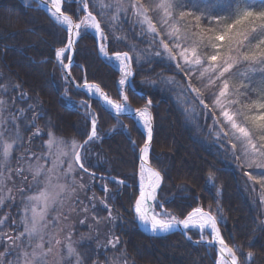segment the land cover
<instances>
[{
  "label": "snow or ice",
  "instance_id": "obj_1",
  "mask_svg": "<svg viewBox=\"0 0 264 264\" xmlns=\"http://www.w3.org/2000/svg\"><path fill=\"white\" fill-rule=\"evenodd\" d=\"M40 3L55 27L65 34L62 46L54 49L65 84L63 97L70 99L68 86H72L89 100L96 99L103 111L128 131L129 142L138 148L139 194L131 209H126L133 214L137 227L144 225L153 236L179 231L194 245L215 248V264H253L255 253H244L238 244L230 247L221 234L220 223L227 218L220 204L223 184H217L214 172H208L205 184L215 189V210L212 204L207 208L198 205L180 219L164 207L165 198L158 197V192L163 193L164 176L149 159L153 101L146 98L141 107L133 108L125 87L133 83L134 64L142 72L155 71L151 66L159 64L174 73L166 76L161 72L157 77L175 93L173 99L186 120L197 129L201 120L207 124L216 154L245 178L244 190L254 193L251 204L258 226L264 230V220L259 219L264 216V0ZM73 4L75 12L70 14ZM125 24L129 26L127 31ZM86 33L95 36L99 55L119 72V99L89 82L87 70L74 61L77 42ZM74 67L82 73L83 83H77L72 75ZM146 82L155 83L151 79ZM13 91L15 96H11ZM28 99L19 83L0 82V264H128L126 249L121 248L119 256L107 255L108 249L120 246L119 236L110 229L105 242L99 237L102 224L115 227V222L122 219L113 205L129 187L126 179L110 173L98 177L91 170L96 167L91 161L93 147L104 139L100 117L89 100L79 101L77 110H83L84 118L80 134L84 139L66 140L51 130L50 120H46V132L40 127L37 121L44 114L36 111V105L18 107L17 101ZM122 115H128L144 130L142 146L131 138L120 119ZM113 131L109 129V133ZM36 140L40 141L39 151L32 148ZM85 175L88 183L84 182ZM97 179L102 181L103 197L92 190ZM109 184H114V190ZM74 218H79L76 223L82 226L91 220L88 233L76 232ZM192 230L199 239H192Z\"/></svg>",
  "mask_w": 264,
  "mask_h": 264
},
{
  "label": "trees",
  "instance_id": "obj_2",
  "mask_svg": "<svg viewBox=\"0 0 264 264\" xmlns=\"http://www.w3.org/2000/svg\"><path fill=\"white\" fill-rule=\"evenodd\" d=\"M74 12L73 4L70 14ZM128 27V24L124 25L126 31ZM64 35L36 1L27 0L26 3V0H0V82H16L21 85V90L27 92L29 99L17 101L18 107L26 108L30 103L36 105V111L44 114L37 123L45 132L48 130L45 127L46 120H50L51 130L56 136L82 141L84 137L80 130L84 127L83 111H78L77 107L69 104L61 95L65 84L55 61L54 49L62 46L60 41ZM128 35L131 37L132 33L129 31ZM108 50L112 51L111 43ZM75 62L82 64L87 70L89 82L100 84L113 99H119L116 91L119 72L99 55L96 38L92 33H86L77 42ZM133 67L134 87L153 101L155 130L150 159L164 175L163 193H159L160 198H165L164 206L177 217H184L198 205L207 208V205L212 204L215 210V189L205 184L208 172H214L217 184H223L220 204L223 215L227 218L226 222L220 223L223 236L231 245H241L244 253H255L253 264H264V230L258 226L251 204L254 193L244 190L245 178L234 165L224 163L216 154L207 124L201 120L197 129L194 123L186 120L173 99L175 93L169 91L167 85L162 84L157 77V73L171 76L173 72L159 64L151 66L155 71L142 72L136 69L135 64ZM72 74L79 83L83 82L79 69L74 67ZM176 78L181 79L179 76ZM148 79L155 83H147ZM136 89L129 85L125 87L130 103L138 107L146 103V95ZM68 92L73 98L89 100L87 95L72 86H68ZM16 94L13 91L11 96ZM90 100L92 108L100 117L101 135L104 137L93 147L91 161L96 167L91 170L98 177L110 173L126 179L129 185L116 197L113 205L114 209L119 210L122 219L115 222V227L109 224H102L100 227L101 242L106 241L110 229L121 240L116 250L108 249L107 255L119 256L120 249L123 248L127 252L128 264H215V248L208 250L204 246L194 245L179 231L167 236H151L137 227L133 214L126 209H131L134 197L139 194L138 148H134L129 142L128 131L121 129L117 120L104 112L96 99ZM120 119L127 125L136 145L142 146L144 131L135 126L128 116ZM113 128L115 131L109 133V129ZM24 134L29 135L27 132ZM39 144V140L34 141L33 151H39ZM88 180L89 177L85 175L84 182L88 183ZM101 183L99 179L93 182L92 190L98 197L104 196ZM181 186L187 191L182 190ZM108 187L112 190L115 188L114 184H109ZM12 214H16L15 205L12 207ZM78 219L74 218L76 232L88 233L87 224L91 220L82 226L76 223ZM259 219L264 220V216ZM190 233L195 238L199 237L195 230ZM104 259L101 255L100 260Z\"/></svg>",
  "mask_w": 264,
  "mask_h": 264
},
{
  "label": "water",
  "instance_id": "obj_3",
  "mask_svg": "<svg viewBox=\"0 0 264 264\" xmlns=\"http://www.w3.org/2000/svg\"><path fill=\"white\" fill-rule=\"evenodd\" d=\"M35 1H37L40 5H41V3H40V0H35ZM42 6V5H41ZM96 42H97V40H96ZM98 46V45H97ZM73 59H74V61L76 60V53L74 54V56H73ZM73 75V74H72ZM77 82V81H76ZM78 83V82H77ZM93 83H95V82H93ZM98 84V83H97ZM133 84V83H132ZM132 84H130V85H132ZM100 85V84H99ZM100 87L103 89V87L100 85ZM78 90H80V89H78ZM105 92H107L105 89H103ZM80 91H82V90H80ZM140 93H143V92H140ZM110 96V95H109ZM146 98H150L148 95H146ZM133 108H138V107H134V106H132ZM152 114H153V117H154V113H153V110H152ZM122 116H125V115H122ZM128 116V115H127ZM154 130H155V117H154V120H153V137H154ZM152 143H153V141H152ZM149 159H150V154H149ZM151 162V161H150ZM152 164V163H151ZM153 166V165H152ZM154 168H156L155 166H153ZM157 169V168H156ZM158 170V169H157ZM158 171H160V170H158ZM161 172V171H160ZM161 174L163 175V173L161 172ZM163 185V184H162ZM162 185H161V187H162ZM158 194H159V192H158ZM159 197V196H158ZM192 211V210H191ZM184 218V217H183ZM183 218H181V219H183ZM139 228L143 231V232H145L146 234H148V235H151V236H153L150 232H148L144 227H143V225L141 224L140 226H139ZM190 234V233H189ZM222 234V233H221ZM161 235H163V234H161ZM191 235V234H190ZM192 236V235H191ZM192 239L193 240H197V239H199V238H194L193 236H192ZM225 239V238H224ZM225 241L228 243V241L225 239ZM228 245L231 247L232 245L230 244V243H228ZM217 258H218V252H217Z\"/></svg>",
  "mask_w": 264,
  "mask_h": 264
},
{
  "label": "bare ground",
  "instance_id": "obj_4",
  "mask_svg": "<svg viewBox=\"0 0 264 264\" xmlns=\"http://www.w3.org/2000/svg\"><path fill=\"white\" fill-rule=\"evenodd\" d=\"M61 95H62V93H61ZM69 97H70V99H68L67 102H68L69 104L73 105L74 107H77L76 105L78 104V102H79L80 100H78V99H76V98H73L71 95H69ZM89 103L92 105V100H89ZM143 227H144V225H143ZM144 228H145V227H144Z\"/></svg>",
  "mask_w": 264,
  "mask_h": 264
},
{
  "label": "rangeland",
  "instance_id": "obj_5",
  "mask_svg": "<svg viewBox=\"0 0 264 264\" xmlns=\"http://www.w3.org/2000/svg\"><path fill=\"white\" fill-rule=\"evenodd\" d=\"M80 101H82V100H80ZM77 105H78V104H77ZM77 105H76V106H77ZM82 111H83V110H82ZM187 155H188V154H187ZM17 183H19V181H18ZM82 198H83V196H82ZM74 239H75V238H74ZM101 261H102V260H101Z\"/></svg>",
  "mask_w": 264,
  "mask_h": 264
}]
</instances>
